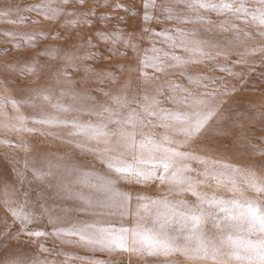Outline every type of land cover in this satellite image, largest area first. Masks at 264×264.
Masks as SVG:
<instances>
[{
	"label": "rangeland",
	"instance_id": "374dc122",
	"mask_svg": "<svg viewBox=\"0 0 264 264\" xmlns=\"http://www.w3.org/2000/svg\"><path fill=\"white\" fill-rule=\"evenodd\" d=\"M83 2L84 7L67 10L94 11L97 18L113 17L107 25L103 21L95 23L96 29L101 27L111 29L118 25L122 30L134 32L140 38L141 51L150 50L155 46L161 50L162 59H166L163 54L169 52L182 57V60L191 57L203 62L199 64L180 62L177 67H166L163 73L147 68L146 76L142 77L135 71L136 62L140 58L137 53L129 49L126 59L109 57L111 49L101 45L103 59L94 62L84 61L82 64L77 62L81 70L75 72L71 68L66 69L68 78H62L59 83H56L53 79L43 78L47 75L48 68L56 64L63 66L64 63L62 60L55 59L56 50L64 47L63 40H57L56 37L62 33L69 20H76L79 17L61 16L53 20L44 19L36 12L18 11V9L40 4H50L52 8H64L61 0H0V34L12 32L25 37L37 36L35 41H10L0 35V102H3L0 103V230L3 229L5 220L12 225L13 233H16L20 227L18 222L13 223L10 212L5 208V200L9 198L33 213H39L42 210L41 205L55 210L59 215H64L61 209H67L66 222L61 225L64 228H68L76 221L97 220L103 226L117 230L135 226V199L131 202L129 209L124 210L127 213L125 215L120 214V209H114L115 214L106 212L98 216L93 211L87 210L79 198V196L102 198L96 186L101 185L102 180L115 179V175L101 162V158L115 156L117 153L104 152L103 141L98 143L86 141L82 137H74V139L68 136L67 133L71 130L69 128L33 123V120L51 117L59 120L79 119L84 122L98 123L99 120L96 117L86 114L87 109L95 108L99 104H106L110 108L117 107L104 93H109L111 96L126 95L129 100L135 98L137 103H142L145 95H155L158 87L166 88L168 83L179 84L193 90L194 86L187 77H214L221 84L228 86L227 91L234 92L236 95H220L218 99L209 101L210 106H219V118L215 119L213 124L215 138L208 143L207 147L193 146L199 149L196 154L205 159H220L224 163L244 170L245 174L248 171L247 165L254 164L262 158L260 153L264 151V116L261 115L264 113V53L259 51L255 55L250 53L253 49L264 47V36L258 35L264 32V29L259 28L250 17L245 23L243 17L237 18L229 14L218 15L204 10L193 11L182 3H176L175 0H156L158 5L171 10L172 20H165L162 14L153 12L157 20L148 24H144L141 19L144 0H83ZM105 4L109 7L102 6ZM117 4L125 7L113 10ZM249 7L255 6L249 5ZM197 15L213 21V25L177 23V17L195 19ZM117 17L125 18L127 23L120 24L119 20L115 19ZM223 20L229 21L225 27L235 25L236 29L240 30L239 34L235 30L221 29L219 25ZM11 21L17 22L11 23ZM145 27L151 29L153 33L163 32V34L157 36L145 33ZM173 29L195 33L196 35L189 37V40L207 41V45L202 44L201 48L211 53L214 59L193 56L181 48H170L168 37H176V33L171 31ZM83 31L91 32L92 29L84 28ZM229 41L231 43H228ZM14 42L20 44L19 49H11V44ZM5 49L10 51L6 53ZM120 51L125 49L121 48ZM216 53L220 54L216 55ZM149 55L153 53L149 51ZM170 63L177 64L176 61ZM5 65L10 69L23 66L26 69L36 68L43 71L38 78L32 74L21 75L15 70L5 71ZM83 65L93 68L96 72L104 68L114 79L99 80L95 75L84 72ZM125 67L132 68L133 71L131 73L122 71L121 69ZM222 68L226 71H220ZM219 86L218 84L215 87ZM40 89H52L55 97H58L60 92L67 93L69 95L60 98V102L65 106L81 108L84 111L58 112L54 107L36 97V91ZM196 91L213 93L214 88H201ZM72 94L86 98L73 99ZM167 95L165 91L164 96L157 97L162 102L161 106L175 110V107L167 100ZM4 101H22V103L14 106ZM52 103L55 104L56 100L53 99ZM131 106L135 108L137 104L133 103ZM120 111L126 113L127 109H120ZM21 116L24 118L23 124L19 119ZM117 127L110 124L109 130L115 131ZM23 128L32 129V131L18 130ZM144 131L153 133L157 138L167 134L177 141L184 139L170 130L159 127ZM137 138L139 139V136ZM112 139L114 141L117 137ZM77 141L84 145L83 150L75 147ZM180 150L192 151L193 148L186 146ZM127 158L131 162L130 154ZM185 163L190 164L198 172L204 170V166L196 161H185ZM25 164H28L29 168L32 165L39 168L41 170L39 176H34L31 170H25ZM18 172L23 173V180L18 177ZM85 173L88 175L85 176ZM190 175L203 179L202 176L197 175V172ZM256 176L258 182L264 181V172H257ZM233 178L243 192V197L239 193L233 194L227 188L217 186L211 179L206 181L208 186H200L197 190L225 199L243 198L264 203V193L257 194L253 189L248 188L244 183V177L240 174H236ZM61 183L64 188L60 187ZM65 188L69 190L66 191ZM116 188L120 192L131 193L133 197L139 193L160 198L161 194L167 193L173 186L160 185L158 182L151 185L126 184L123 180H119ZM168 198L170 200L184 199L189 203H195V197H192L190 193H177L175 190ZM52 228L53 226L48 223L45 216L30 225V229L44 231L49 235L37 239L16 233L9 239H0V264H7L8 261L35 264L36 260L59 261L60 264H85L88 260H93L96 264H162L165 259L134 253L109 254L102 250L93 251L75 243L76 237L63 235L53 237ZM41 245L48 251H41ZM66 256H72L75 259L66 261ZM168 261L169 264H213L211 260H190L179 253L169 257Z\"/></svg>",
	"mask_w": 264,
	"mask_h": 264
},
{
	"label": "snow or ice",
	"instance_id": "6c2138e0",
	"mask_svg": "<svg viewBox=\"0 0 264 264\" xmlns=\"http://www.w3.org/2000/svg\"><path fill=\"white\" fill-rule=\"evenodd\" d=\"M182 3L186 8L199 11L215 12L218 15L229 14L237 18L243 17L244 22L248 18L256 25L264 29V0H175ZM64 8H52L50 4L32 5L26 9L18 11L36 12L44 19H57L61 16L79 17L76 20H69L62 33L56 37L63 40L64 47L56 50V60H62L63 66L56 64L47 69L44 79H53L56 83L67 79L66 69L71 68L78 72L81 70L77 62L96 61L103 59L101 45L110 48L109 57H119L126 59L128 51L137 53L140 57L136 62L135 71L142 77L146 76L145 69L152 68L154 72L163 73L166 67H177L180 62L184 64H199L202 60L183 59L175 54L165 52L160 56V49L153 46L150 50H140V38L134 33L122 30L118 25L109 29L107 27L95 28V23L103 21L105 25L110 23L113 17H96L94 11H68V8L78 9L84 7L83 0H61ZM249 5L255 7L250 8ZM103 7H109L107 4ZM124 5L117 4L113 10L124 8ZM143 14L141 16L144 24L157 20L153 12H159L165 20H172L170 9L158 5L156 0H144ZM7 14V13H5ZM91 18V19H90ZM120 24H126L125 18L117 17ZM177 23H200L213 25V21L203 16L197 15L195 19H179ZM17 21H11L16 23ZM35 23V22H34ZM228 20L220 22L219 27L224 31L235 30L239 34L240 30L235 25L225 27ZM84 28L92 29L91 32L83 31ZM167 31V30H164ZM176 37H168L169 47L172 49L181 48L184 52L193 56L205 57L209 60L214 56L203 51L201 45H207V41L189 40L196 34L173 29ZM145 33L162 35L163 32L153 33L151 29L145 27ZM3 35L10 41H35L36 35L21 36L12 32H4ZM42 35V34H41ZM264 36V32L258 33ZM95 41V43L93 42ZM82 42V43H81ZM228 43H231L229 41ZM19 43H12L11 49H19ZM214 47V45H212ZM124 48L125 51H120ZM75 49V51H74ZM10 50L5 49L8 53ZM149 51L153 55H149ZM259 51L264 53V47L253 49L251 55ZM220 53H216L219 55ZM27 59V58H26ZM176 61L173 65L170 62ZM36 63L35 61L33 62ZM5 71H18L21 75L32 74L38 78L42 75V69H26L20 66L17 69H10L7 65ZM82 70L95 75L99 80H112L113 76L104 68L96 72L93 68L83 65ZM122 71L131 73L132 68L125 67ZM226 71V69H220ZM55 74L54 76L52 74ZM187 80L194 86L193 90L182 87L179 84L168 83L166 88H157L153 96L145 95L142 103H137L135 98L129 100L126 95L111 96L104 93L109 101L116 105L110 108L106 104H99L95 108L86 110V114L96 117L99 122H84L79 119L59 120L54 117L33 120V123L46 124L53 127H64L71 129L67 135L70 137H82L86 141H103L104 152H116L117 155L108 158H101V162L106 165L115 179L102 180L101 185L96 186L97 191L102 194V198H92L79 196L82 204L87 210L93 211L96 215L102 216L106 212L115 214L114 209H120V214H127L133 199L136 201L135 217L136 224L132 228L105 227L100 221H76L68 228L61 227L66 222L68 210L61 209L64 215H59L55 210L41 205L39 213L29 212L23 205L11 198L5 200V208L10 212L13 223L18 222L20 227L16 233L26 235L30 238H41L49 235L40 230H31L30 225L37 220L47 217L48 223L53 228L51 235L59 237H76L75 243L90 250H102L109 254L134 253L140 256L165 258L162 264H169L168 258L179 253L190 260H211L213 264H264V203L243 198L225 199L215 194L209 195L206 192L198 191L200 186H208L206 181L214 180L219 187L227 188L233 194L239 193L243 197V192L238 187L233 178L236 174L244 177V183L248 188L253 189L257 194L264 193V181L258 182L257 172H264V151H261V159L247 165L248 171L224 163L220 159H205L197 155L199 150L193 146L204 145L214 139L213 124L218 119L219 106H210V100H216L220 95L233 96L234 92L227 91L226 84H221L214 77L199 76L187 77ZM207 81V83H203ZM220 85L216 88V85ZM214 88L213 93L199 92L198 89ZM168 93L167 100L175 107V110L161 106V100L157 97ZM69 95L60 92L55 97L52 89H40L36 91V97L54 107L58 112H82L81 108L65 106L60 102V98ZM73 99H85L72 94ZM53 99L56 103L53 104ZM14 106L22 101H4ZM3 103V102H0ZM136 103L133 108L131 105ZM35 106V105H33ZM120 109H127L122 113ZM264 116V113L261 114ZM21 124L24 118H20ZM116 125L117 130H109V125ZM163 128L172 133L182 136L183 141H177L170 135H161L158 138L145 129ZM131 129V130H129ZM139 129V131H136ZM32 131V129H18ZM139 136V139L137 138ZM113 137H117L113 141ZM189 142H191L189 144ZM193 148L192 151H181L184 147ZM76 148L84 149V145L79 141ZM92 151V149H88ZM131 155V162L128 155ZM185 161H196L204 166L202 172L193 169ZM25 170H31L34 176H39L40 169L35 165L29 168L25 164ZM197 172L203 179H197L190 173ZM23 180L22 172L17 173ZM85 176L88 174L85 173ZM123 180L126 184L151 185H172L167 193L161 194L160 198H153L146 195L136 194L135 197L129 192H120L116 188V183ZM91 187V185H89ZM64 188L63 183L60 184ZM65 190H69L65 188ZM173 190L177 193H190L195 197V203L187 200H170L168 197ZM210 226V228L208 227ZM12 232V225L4 221L3 229L0 230V239H9L16 235ZM18 238V237H17ZM41 251H48L43 245ZM75 257L66 256V261L74 260ZM7 264H19L18 261H8ZM35 264H60L59 261L36 260ZM85 264H96L93 260H88Z\"/></svg>",
	"mask_w": 264,
	"mask_h": 264
},
{
	"label": "bare ground",
	"instance_id": "6f19581e",
	"mask_svg": "<svg viewBox=\"0 0 264 264\" xmlns=\"http://www.w3.org/2000/svg\"><path fill=\"white\" fill-rule=\"evenodd\" d=\"M74 138V137H73ZM75 139V138H74ZM79 140V139H78ZM81 141V140H80Z\"/></svg>",
	"mask_w": 264,
	"mask_h": 264
}]
</instances>
